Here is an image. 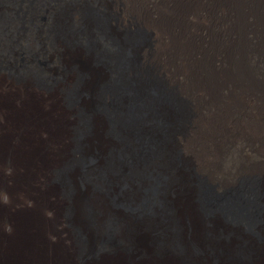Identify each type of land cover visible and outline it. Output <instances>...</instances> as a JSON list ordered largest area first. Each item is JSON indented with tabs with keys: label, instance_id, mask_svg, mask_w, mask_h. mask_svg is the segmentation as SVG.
Segmentation results:
<instances>
[{
	"label": "bare ground",
	"instance_id": "obj_1",
	"mask_svg": "<svg viewBox=\"0 0 264 264\" xmlns=\"http://www.w3.org/2000/svg\"><path fill=\"white\" fill-rule=\"evenodd\" d=\"M11 1L0 0L1 46L33 50L45 33L81 75L68 105L70 72L42 89L30 70L23 80L0 70V264H264V0H141L154 33L125 20L121 0H55L47 18L10 12ZM227 18L239 32L221 38ZM163 39L199 97L157 63ZM253 43L258 60L244 52ZM210 130L222 147L206 155L225 169L214 174L197 154ZM65 164L68 199L52 178Z\"/></svg>",
	"mask_w": 264,
	"mask_h": 264
},
{
	"label": "rangeland",
	"instance_id": "obj_2",
	"mask_svg": "<svg viewBox=\"0 0 264 264\" xmlns=\"http://www.w3.org/2000/svg\"><path fill=\"white\" fill-rule=\"evenodd\" d=\"M54 1L55 0H44V1H39V0H12L10 5L7 8L9 9L10 12H12L16 8L15 6H17L19 4L20 7H25V10L27 12H29V11H31V8H32L31 6H33L35 8V10L37 11V15L39 18H47L48 16H50V13L54 7V3H55ZM124 2H126V3H124ZM128 2L131 3V5L130 6L127 5L128 6L127 7L126 4ZM140 3H141V0L140 1L139 0L138 1H136V0H121V4L123 6L122 12H123L124 19L128 20V21H131V19H135V20H137L136 22H138V24L146 27L149 31L154 33L153 29H155V24L158 21L157 20L154 21L155 23L152 22L149 19V14H148V11H153V10L150 9L149 7L146 8L144 5H141ZM163 5H166V4H163ZM147 9H148V11H147ZM36 11H35V13H36ZM217 12L218 11H215V13H217ZM146 15H148V16H146ZM211 16H213V15L211 14ZM228 16H230V15H228ZM36 20H38V18H36ZM242 26H243V24H242ZM245 26H248L247 28L249 31H247V28L245 29V27L243 26L244 31H242L243 33H241V35H242V37L244 36V38H246V36H247V34H249V32H252L250 25L245 23ZM206 28H207V31H205L206 33L205 32L203 33V34H206V36L216 30L214 27H210L209 25H207ZM225 28H227L226 32L224 30H222ZM219 29L222 30V31H220L217 29V32L220 31L219 33H221V34H218L220 37L222 36L221 38L226 37V35H228L229 31L232 33V36L234 35V31H236L237 33L239 32V30L237 28V22L236 21L232 22V20H230L229 18H227L225 20L224 27L219 28ZM7 32H10V30H8ZM41 32L43 33L42 29H40V33ZM32 35H37V33H33ZM39 36H43L44 40L42 42H40V46L38 45V47L33 48V50L30 48L31 46H30L28 40L17 41V42L13 41L15 43H13L9 47H7L5 45L1 46V43H0V70L3 69V71H6V73L8 75L12 76L16 80H23L25 77V72L27 70H30L31 74H35V77L32 78L34 80H32V81L37 86H40L42 89L50 88L53 85V82L58 81L60 79V77L65 74L66 71L70 72L72 74V77H73V84L70 87H68L67 89L62 91V97H63L62 100L64 101V103L69 105V104H71V102H70L71 90H72L73 85L80 78L81 67H80V65L76 64V62H74V64L70 65L68 70H66L61 63V59H63L65 57V54H66L65 50L55 48L53 46L54 42H50L49 38L46 36L45 33H43L42 35L39 34ZM229 38L227 39L228 42H229ZM155 43L156 44L154 45V48L156 47L155 48L156 61L162 67V69L168 73L167 76L170 79V81H172L174 83V85H176L180 89L182 94H187L186 93L187 91L190 92V90H193L194 93H196V96L199 97L197 92L193 89V86H192L193 81L192 80L188 81V79H187V78L191 79V77H189V74H188V69H186L187 67H185L183 65V67L185 68V71H186V72L185 71L183 72L181 70V67H179V65L177 64V60L174 59V56L170 53V51L168 52V42L165 39H163L162 41L159 42V45L157 44L156 40H155ZM254 44L255 43H253L251 45L248 44V46H250V48L248 47L250 49V50L248 49V51L250 53L244 49V52L246 51L245 53L247 55L250 54L249 55L250 58L255 57L253 55V53L257 54V52H254V50L252 49ZM257 50H259V48ZM256 59L258 60V58H256ZM251 60H252V58H251ZM28 62H30V63H28ZM31 67H32V69H31ZM255 72H257V69H255ZM185 76H187L186 77L187 80L185 79L186 84L184 81L182 82V78ZM76 108H77L78 123L72 128V142H71V146H70V153H72L75 156L74 159H76L78 157V154H79L78 149L80 147L79 133H80V122H81L80 110L78 107H76ZM240 115L242 117L241 113L239 114V116ZM246 115L248 118L246 117L244 120L245 125H246V123H248V121H250L248 119L251 117L250 113H249L248 105H247V109H246ZM236 119H238V118L236 117ZM223 125H224V130L225 129L227 130L230 126V124H228V120H224ZM209 128H211V126H209ZM211 131L212 130H210V133H211ZM228 132H230V131H228ZM225 134L227 135V133H225ZM212 135H213V131L209 135L208 139L206 138L207 137V135H206L205 141L200 142V140H199V142H197V149L203 145L202 150H204L203 152H205L203 154V152L200 153L198 150L197 154L200 156V158H202V162L199 163V166H201V168L203 167V169H209V170H203V172H206V173H208V172L212 173L213 172V174H214V173L222 172L225 169L221 168L223 165H222L221 161L219 160L220 154L217 157L214 156V154L209 155V157L206 155L207 148H208L209 153H214L215 150H217L218 152H221V150H220L222 147L221 135L219 134L218 136H220V137L216 136L215 139L213 141H211L212 138H210V137ZM209 141H211L210 144H209ZM205 144H207V145H205ZM194 147H191V148H194ZM191 148H190V151H191ZM72 161L73 160H71L70 162H72ZM68 163L69 162H67V164ZM65 166H66V164L63 167L61 166L62 168L55 170L53 172L52 178L57 184H59L61 186L63 196L66 199H68L69 198L68 185H66V182L64 181V179L62 177V169ZM246 177L255 178V179L260 178L261 179L260 176H255V175L254 176H246ZM61 216L71 231L74 243H75L76 248H77L76 249L77 250V258L78 259L84 258L85 252L83 250V245H82V241H81L80 228L77 227V225L72 221L71 208L68 204H65L62 207Z\"/></svg>",
	"mask_w": 264,
	"mask_h": 264
}]
</instances>
